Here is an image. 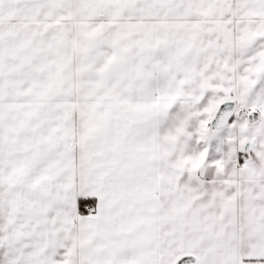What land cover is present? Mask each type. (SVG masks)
I'll list each match as a JSON object with an SVG mask.
<instances>
[{"label": "snow or ice", "instance_id": "1", "mask_svg": "<svg viewBox=\"0 0 264 264\" xmlns=\"http://www.w3.org/2000/svg\"><path fill=\"white\" fill-rule=\"evenodd\" d=\"M0 264H264V0H0Z\"/></svg>", "mask_w": 264, "mask_h": 264}]
</instances>
